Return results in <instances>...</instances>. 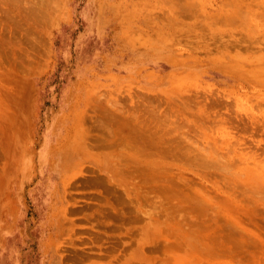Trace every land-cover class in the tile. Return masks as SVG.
I'll return each mask as SVG.
<instances>
[{"label":"rangeland","instance_id":"rangeland-1","mask_svg":"<svg viewBox=\"0 0 264 264\" xmlns=\"http://www.w3.org/2000/svg\"><path fill=\"white\" fill-rule=\"evenodd\" d=\"M263 55L264 0H0V264H264Z\"/></svg>","mask_w":264,"mask_h":264},{"label":"bare ground","instance_id":"bare-ground-1","mask_svg":"<svg viewBox=\"0 0 264 264\" xmlns=\"http://www.w3.org/2000/svg\"><path fill=\"white\" fill-rule=\"evenodd\" d=\"M209 27H210V26H209ZM211 27H212V26H211ZM212 28H213V27H212ZM212 28H211V29H212ZM213 29H214V28H213ZM263 56H264V55H263ZM261 58H262V57H261ZM257 59H258V58H257ZM260 60H262V59H260ZM236 64H237V63H236ZM237 66H238V65H237ZM237 66H236V67H237ZM238 67H239V66H238ZM254 69H255V68H254ZM262 69H263V67H262ZM248 76H249V75H248ZM261 248H262V247H260V249H261ZM260 249H259V250H260ZM260 252H261V250H260ZM257 254H258V253H257ZM261 254H263V253H261ZM261 254H258V255H261ZM263 255H264V254H263ZM256 256H257V255H256ZM256 256H255V257H256ZM257 257H258V256H257ZM258 263H259V262H258Z\"/></svg>","mask_w":264,"mask_h":264}]
</instances>
